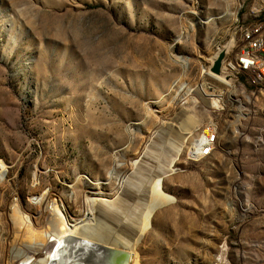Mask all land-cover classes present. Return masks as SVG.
Masks as SVG:
<instances>
[{
    "label": "rangeland",
    "instance_id": "obj_1",
    "mask_svg": "<svg viewBox=\"0 0 264 264\" xmlns=\"http://www.w3.org/2000/svg\"><path fill=\"white\" fill-rule=\"evenodd\" d=\"M262 17L264 0H0V264L37 258L44 200L74 225L144 207L158 178L173 201L130 241L140 264H264V88L212 72Z\"/></svg>",
    "mask_w": 264,
    "mask_h": 264
},
{
    "label": "bare ground",
    "instance_id": "obj_2",
    "mask_svg": "<svg viewBox=\"0 0 264 264\" xmlns=\"http://www.w3.org/2000/svg\"><path fill=\"white\" fill-rule=\"evenodd\" d=\"M256 43H259V36H247L243 39V47H254ZM232 66L240 67V60L232 59ZM223 67H230V59L223 60ZM251 83H258V86L264 88V80H258V74H251ZM183 130H187L184 132L185 137L182 138L184 141L186 136L190 135L192 131L187 126L183 127L181 132ZM203 143H198L195 145L194 149L196 150L204 146ZM179 151L178 149L176 154H178ZM169 164H172V162ZM136 165H138V163ZM167 167L171 168L170 166ZM147 169L149 168L147 167ZM149 191V202L146 201L148 204L144 205V207L142 206V208L136 209L135 207L137 206L135 205L134 208L136 210H133V208L129 209V206L128 208L121 205L115 207L114 202V206L107 205L108 208L105 207V210L96 208L85 212L78 220H75L74 225L66 221L60 209L57 207L51 209L48 200H44L45 207L49 210V221L42 232L48 235V240L42 245L43 248H40L41 251L37 258L30 257L28 253L19 263L140 264L138 256L131 250L132 243L130 244V241L139 242L141 236L151 228V220L158 209L165 205L172 204L173 201L171 196L163 190L161 178L153 182L151 190ZM103 198L95 197L91 199L92 203H90L91 205L94 203H98L99 205L102 203H109L103 200ZM143 199L142 197V201ZM116 200H118V198ZM137 201L138 200L132 201V203ZM127 223L128 225H126ZM28 250L31 251L32 247H29Z\"/></svg>",
    "mask_w": 264,
    "mask_h": 264
},
{
    "label": "built area",
    "instance_id": "obj_3",
    "mask_svg": "<svg viewBox=\"0 0 264 264\" xmlns=\"http://www.w3.org/2000/svg\"><path fill=\"white\" fill-rule=\"evenodd\" d=\"M239 32L240 44L238 50L230 58V67H223L222 60L219 73L231 76V78L240 81L241 84L257 91L260 88L258 83H251V74H258V80H264V17L256 23L240 27ZM247 36H259V43H256L254 47H243V39ZM232 59H239L240 67H233ZM204 137L205 139H211V146L199 147L196 149V153L206 154L207 158L215 147L216 134L209 131L208 134H204Z\"/></svg>",
    "mask_w": 264,
    "mask_h": 264
},
{
    "label": "water",
    "instance_id": "obj_4",
    "mask_svg": "<svg viewBox=\"0 0 264 264\" xmlns=\"http://www.w3.org/2000/svg\"><path fill=\"white\" fill-rule=\"evenodd\" d=\"M222 56H220L214 63L213 67H212V72L215 74H219L220 71V65H221V61H222Z\"/></svg>",
    "mask_w": 264,
    "mask_h": 264
}]
</instances>
